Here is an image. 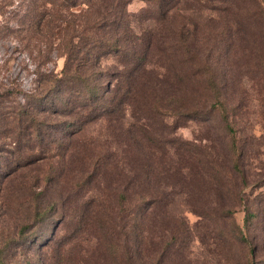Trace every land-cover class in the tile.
<instances>
[{
	"label": "trees",
	"instance_id": "trees-1",
	"mask_svg": "<svg viewBox=\"0 0 264 264\" xmlns=\"http://www.w3.org/2000/svg\"><path fill=\"white\" fill-rule=\"evenodd\" d=\"M133 1L0 0V15L17 4L13 31L26 27L65 59L60 73L38 70L23 102L0 95L3 242L16 252L38 245L37 264H166L172 246L193 239L172 210L179 196L207 225L222 218L218 193H229L224 218L243 204L226 88L247 69L264 101V0H139L137 14ZM193 121L221 126L224 161L207 139L177 137ZM95 123L102 130L84 134ZM253 255L249 247L246 264Z\"/></svg>",
	"mask_w": 264,
	"mask_h": 264
},
{
	"label": "rangeland",
	"instance_id": "rangeland-1",
	"mask_svg": "<svg viewBox=\"0 0 264 264\" xmlns=\"http://www.w3.org/2000/svg\"><path fill=\"white\" fill-rule=\"evenodd\" d=\"M16 1V3L21 2V0ZM16 6L17 4L6 9V14L0 15V95L6 91L14 92L16 95L10 98L12 97L13 100L18 97L23 102L19 94H30L35 91L38 70L45 73H60L65 59L55 49L47 51L44 45L38 43L41 41L40 38L28 34L26 27L20 32L13 31L18 29L15 19V14L18 12ZM144 7V2L136 0L128 6V11L137 14ZM133 25L145 27V24H140L137 19H133ZM39 49L41 53H38ZM107 62L112 63L111 60ZM246 71L247 69H236L234 74L237 78L229 80L226 88L229 101L236 107L237 123L241 131L238 135V147L243 153V158L239 165L247 178L242 192L243 204L237 208L232 221L224 218L227 213L221 212L227 209L229 200L227 201L226 198L229 193L227 190L224 191V195L222 192L218 193L221 196V202L219 201L218 204H221L217 205V210L219 209L217 216L220 215L222 218L207 225L202 223V218L186 209L184 195L179 196L172 210L184 216L193 239L190 242L189 238H183L177 246H172L166 264H246L249 247L255 251V255L249 257L250 264H264V101H259L257 92L253 91L252 80L243 74ZM102 128L101 123H95L86 127L84 134L96 135ZM220 133L221 126L215 121L213 123L193 121L178 129L176 135L186 141L207 139L208 145L217 150L224 161L223 155L226 149ZM6 155L7 153L0 151V182L2 175L7 172L6 168H1L3 163L1 158ZM36 193H40V189H37ZM210 195L214 198L213 202H217L215 197L217 193L210 192ZM0 203H2L1 195ZM248 210L255 216L252 221H246ZM4 211L0 204V251L5 263L16 264L17 261L28 260L31 264H37V261L41 260L39 255L42 254L38 245L24 252H16L11 246L4 244L2 236ZM55 217L57 216H51L45 223L37 226L30 236L35 232L40 233V229L55 223ZM6 221V225H13V219L7 217ZM241 235L250 245L247 242L240 243ZM69 248H74L73 244Z\"/></svg>",
	"mask_w": 264,
	"mask_h": 264
}]
</instances>
